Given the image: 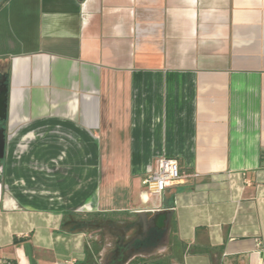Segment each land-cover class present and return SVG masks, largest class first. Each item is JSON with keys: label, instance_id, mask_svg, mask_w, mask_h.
Listing matches in <instances>:
<instances>
[{"label": "crops", "instance_id": "1", "mask_svg": "<svg viewBox=\"0 0 264 264\" xmlns=\"http://www.w3.org/2000/svg\"><path fill=\"white\" fill-rule=\"evenodd\" d=\"M0 70V264H88L79 221L137 212L157 264H264V0H5Z\"/></svg>", "mask_w": 264, "mask_h": 264}, {"label": "rangeland", "instance_id": "2", "mask_svg": "<svg viewBox=\"0 0 264 264\" xmlns=\"http://www.w3.org/2000/svg\"><path fill=\"white\" fill-rule=\"evenodd\" d=\"M83 221H87L85 233L90 236L91 241L101 250V264H107L108 262V264H130L133 258L140 257H144V260L147 261L156 259L155 257L147 256L144 251L137 250V247L131 249L123 261L118 255H115L118 242L126 246L135 236V229L132 231L128 229L130 223L128 216L95 217L83 219Z\"/></svg>", "mask_w": 264, "mask_h": 264}, {"label": "built area", "instance_id": "3", "mask_svg": "<svg viewBox=\"0 0 264 264\" xmlns=\"http://www.w3.org/2000/svg\"><path fill=\"white\" fill-rule=\"evenodd\" d=\"M181 175L180 167L175 160L159 158L153 169L144 174L141 185L149 197L159 201L164 191L177 183Z\"/></svg>", "mask_w": 264, "mask_h": 264}, {"label": "flooded vegetation", "instance_id": "4", "mask_svg": "<svg viewBox=\"0 0 264 264\" xmlns=\"http://www.w3.org/2000/svg\"><path fill=\"white\" fill-rule=\"evenodd\" d=\"M7 90H8V84H7L6 74L0 70V156L2 154V146L4 143L5 132H6ZM129 250L130 247L128 244L126 246H123L118 242L116 255H118L121 258V260H123L126 257V254L129 252Z\"/></svg>", "mask_w": 264, "mask_h": 264}, {"label": "trees", "instance_id": "5", "mask_svg": "<svg viewBox=\"0 0 264 264\" xmlns=\"http://www.w3.org/2000/svg\"><path fill=\"white\" fill-rule=\"evenodd\" d=\"M73 223H74V221H73ZM78 224H79V226H81V228L78 229L77 231H85L86 230L85 227L87 226V221L80 220ZM99 251H100V248L97 247L96 244H92L90 251H86V260L88 261V264H92L93 256H96L99 253ZM106 262H108V261H106ZM130 264H157V262H155L153 260L147 261V260H144L142 258H134Z\"/></svg>", "mask_w": 264, "mask_h": 264}, {"label": "water", "instance_id": "6", "mask_svg": "<svg viewBox=\"0 0 264 264\" xmlns=\"http://www.w3.org/2000/svg\"><path fill=\"white\" fill-rule=\"evenodd\" d=\"M4 2L5 0H0V6L4 4ZM147 213L148 212H137L136 213L139 218L138 222L136 223V226L138 228V233H137V236L129 242L128 244L129 247L132 246L135 241H140L145 236V233L149 227V225L146 222Z\"/></svg>", "mask_w": 264, "mask_h": 264}]
</instances>
